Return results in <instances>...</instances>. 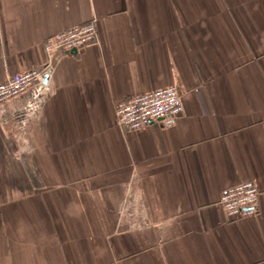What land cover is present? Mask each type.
Listing matches in <instances>:
<instances>
[{
	"label": "crops",
	"instance_id": "1",
	"mask_svg": "<svg viewBox=\"0 0 264 264\" xmlns=\"http://www.w3.org/2000/svg\"><path fill=\"white\" fill-rule=\"evenodd\" d=\"M56 54L44 95L0 103V264H264V0H0V81ZM175 84L172 126L118 101ZM254 180V215L222 189Z\"/></svg>",
	"mask_w": 264,
	"mask_h": 264
},
{
	"label": "built area",
	"instance_id": "2",
	"mask_svg": "<svg viewBox=\"0 0 264 264\" xmlns=\"http://www.w3.org/2000/svg\"><path fill=\"white\" fill-rule=\"evenodd\" d=\"M96 38L97 28L93 21L48 36L44 41L48 61L42 67L30 68L0 81V103L33 89L28 107L34 110L44 95L43 75L51 71L56 54L78 50ZM114 108L120 125L139 130L152 124L172 126L184 112V103L178 87L173 84L118 101ZM260 192L256 181H242L222 189L218 202L228 219L246 217L258 212Z\"/></svg>",
	"mask_w": 264,
	"mask_h": 264
},
{
	"label": "water",
	"instance_id": "3",
	"mask_svg": "<svg viewBox=\"0 0 264 264\" xmlns=\"http://www.w3.org/2000/svg\"><path fill=\"white\" fill-rule=\"evenodd\" d=\"M73 51H76V50H73ZM49 72H50V71H49ZM48 78H49V73H45V74L43 75V83H46L47 80H48Z\"/></svg>",
	"mask_w": 264,
	"mask_h": 264
}]
</instances>
